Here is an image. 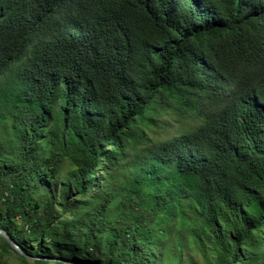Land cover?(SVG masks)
<instances>
[{
	"label": "trees",
	"instance_id": "1",
	"mask_svg": "<svg viewBox=\"0 0 264 264\" xmlns=\"http://www.w3.org/2000/svg\"><path fill=\"white\" fill-rule=\"evenodd\" d=\"M0 229L40 263L264 264V0H0Z\"/></svg>",
	"mask_w": 264,
	"mask_h": 264
},
{
	"label": "rangeland",
	"instance_id": "2",
	"mask_svg": "<svg viewBox=\"0 0 264 264\" xmlns=\"http://www.w3.org/2000/svg\"><path fill=\"white\" fill-rule=\"evenodd\" d=\"M18 221H19L18 224L20 226L22 224V221L20 219H18ZM6 235L9 238H11L8 233ZM33 246H35V244ZM100 257L103 258L102 255ZM155 258L156 256L149 264H158V261ZM193 258L195 262L202 264L203 258L201 255H199L198 253H193ZM0 264H76V263L72 262L71 260H65V259L61 260L60 263L56 262L55 260H51L48 263L37 262L35 258H32L30 256H23L20 252H17L12 248L7 247L4 244L3 237H0Z\"/></svg>",
	"mask_w": 264,
	"mask_h": 264
},
{
	"label": "snow or ice",
	"instance_id": "3",
	"mask_svg": "<svg viewBox=\"0 0 264 264\" xmlns=\"http://www.w3.org/2000/svg\"><path fill=\"white\" fill-rule=\"evenodd\" d=\"M0 237H3L5 239H9V242L12 244V246L15 247L17 251L21 252V254H23L22 245H20L18 242L9 238L4 232H0Z\"/></svg>",
	"mask_w": 264,
	"mask_h": 264
},
{
	"label": "water",
	"instance_id": "4",
	"mask_svg": "<svg viewBox=\"0 0 264 264\" xmlns=\"http://www.w3.org/2000/svg\"><path fill=\"white\" fill-rule=\"evenodd\" d=\"M0 232H4L5 234H7V232L5 231V230H3V229H0ZM23 251V250H22ZM21 253V252H20ZM23 255H25V256H28L25 252H23Z\"/></svg>",
	"mask_w": 264,
	"mask_h": 264
}]
</instances>
